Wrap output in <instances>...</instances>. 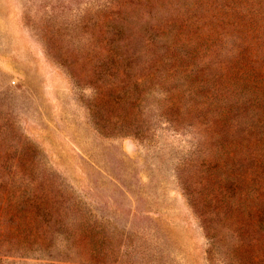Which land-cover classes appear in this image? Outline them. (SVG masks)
<instances>
[{
    "label": "rangeland",
    "instance_id": "rangeland-1",
    "mask_svg": "<svg viewBox=\"0 0 264 264\" xmlns=\"http://www.w3.org/2000/svg\"><path fill=\"white\" fill-rule=\"evenodd\" d=\"M44 1L89 31L114 12L136 21L126 56L147 131L100 134L90 90L73 88L33 28L49 9L0 0V152L58 176L103 230L105 264H264V0ZM98 36L103 46L104 26ZM88 38L69 47L83 66L98 58ZM0 264L92 261L60 242L54 257Z\"/></svg>",
    "mask_w": 264,
    "mask_h": 264
},
{
    "label": "trees",
    "instance_id": "trees-1",
    "mask_svg": "<svg viewBox=\"0 0 264 264\" xmlns=\"http://www.w3.org/2000/svg\"><path fill=\"white\" fill-rule=\"evenodd\" d=\"M40 3L49 12L39 17L33 28L73 88L90 90L85 103L91 124L104 136L142 139L147 131L139 108L144 84L135 66L127 65L126 56L136 44V21L114 12L103 24L95 20L89 31L82 21L66 22L63 13H54L55 3ZM103 26L107 36L100 46L98 33ZM83 30L90 38V52L98 57L91 66H83L74 48L70 49L72 38ZM63 33L69 38L66 44ZM0 155L5 157L0 159V255L51 258L63 242L67 249H86L92 264H105L103 230L96 223L90 224V212L83 210L58 176L33 160H17L5 151ZM190 202L205 223V214L193 200Z\"/></svg>",
    "mask_w": 264,
    "mask_h": 264
}]
</instances>
